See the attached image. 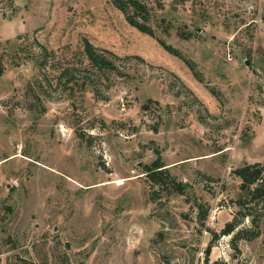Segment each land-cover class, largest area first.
<instances>
[{
	"label": "rangeland",
	"instance_id": "obj_1",
	"mask_svg": "<svg viewBox=\"0 0 264 264\" xmlns=\"http://www.w3.org/2000/svg\"><path fill=\"white\" fill-rule=\"evenodd\" d=\"M113 1L0 0V264H264V0Z\"/></svg>",
	"mask_w": 264,
	"mask_h": 264
},
{
	"label": "trees",
	"instance_id": "obj_2",
	"mask_svg": "<svg viewBox=\"0 0 264 264\" xmlns=\"http://www.w3.org/2000/svg\"><path fill=\"white\" fill-rule=\"evenodd\" d=\"M114 5L125 15L127 22L138 29L139 31L151 36L155 37V34L151 27L145 24L144 21L148 18V9L141 4L138 0H114ZM141 19V21H139ZM159 44L168 52L180 56L175 49L171 46L165 44L164 41L157 39ZM83 52L86 56L90 66L97 69L98 71L105 73L108 71L116 70V66L110 58H107L104 52H98L86 39L83 40ZM110 55V54H109ZM187 66L191 71L194 72L192 65L189 62L185 61ZM163 165L159 162H153L147 169L149 179L152 183H160L161 181L168 180V184L171 189H174L177 193L182 194L184 192V185L181 183H176L173 178L162 169ZM240 179V189L245 193V199L240 200L238 203L241 204L248 213L251 210V205H260L264 206V167L260 164H250L240 167L234 172ZM170 178V179H169ZM202 213V217L205 218L206 211L202 212V208L199 206ZM250 215V214H248ZM255 228L258 229L257 220H252ZM239 225L237 220H233L232 222H228L221 231L222 235H228L232 233L236 227ZM242 231L238 232L236 236L241 235ZM255 235V234H254ZM212 247V243L207 246L205 253L209 255ZM21 263L15 264H26L21 259L19 260Z\"/></svg>",
	"mask_w": 264,
	"mask_h": 264
}]
</instances>
